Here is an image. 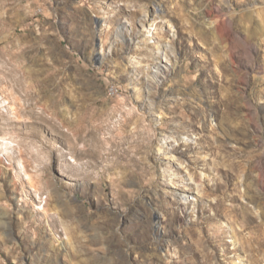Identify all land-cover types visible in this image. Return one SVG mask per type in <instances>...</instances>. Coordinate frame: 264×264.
Segmentation results:
<instances>
[{
	"label": "rangeland",
	"instance_id": "obj_1",
	"mask_svg": "<svg viewBox=\"0 0 264 264\" xmlns=\"http://www.w3.org/2000/svg\"><path fill=\"white\" fill-rule=\"evenodd\" d=\"M0 264H264V0H0Z\"/></svg>",
	"mask_w": 264,
	"mask_h": 264
},
{
	"label": "bare ground",
	"instance_id": "obj_2",
	"mask_svg": "<svg viewBox=\"0 0 264 264\" xmlns=\"http://www.w3.org/2000/svg\"><path fill=\"white\" fill-rule=\"evenodd\" d=\"M14 55L23 59L25 57V52L22 51L21 53H15ZM39 72L40 71L32 72L24 70L20 65L14 67L12 74L8 76L11 79L9 82L11 86L15 87V85H18L26 93L25 103H23L24 98L14 94V88L11 93V107L13 111H15V114L20 118L22 117L21 113L23 111L24 113L27 112L34 115V113H36L35 109L39 107L41 112H37L38 114L36 113L38 115L36 119L47 121L44 114L51 112V93L47 91L48 88L46 85L49 81V77H46V75L44 78L42 77V79H40L37 76L39 75Z\"/></svg>",
	"mask_w": 264,
	"mask_h": 264
},
{
	"label": "built area",
	"instance_id": "obj_3",
	"mask_svg": "<svg viewBox=\"0 0 264 264\" xmlns=\"http://www.w3.org/2000/svg\"><path fill=\"white\" fill-rule=\"evenodd\" d=\"M113 94H116L118 91H116L114 88L111 89Z\"/></svg>",
	"mask_w": 264,
	"mask_h": 264
}]
</instances>
